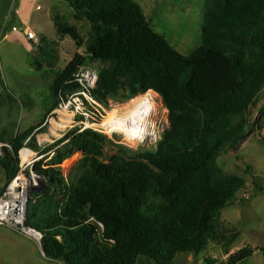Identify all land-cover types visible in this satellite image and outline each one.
Here are the masks:
<instances>
[{"label":"trees","instance_id":"16d2710c","mask_svg":"<svg viewBox=\"0 0 264 264\" xmlns=\"http://www.w3.org/2000/svg\"><path fill=\"white\" fill-rule=\"evenodd\" d=\"M65 1L77 20L91 24L92 36L86 52L56 76L55 105L61 93L79 90V68L99 63L92 92L98 102L108 107L110 100L123 103L152 90L169 111L170 127L148 150L78 127L49 148L56 149L50 167H35L46 185L31 194L25 221L41 233L45 258L136 264L143 256L173 264L180 253L199 254L211 241L225 242L219 214L245 182L217 173L214 163L247 136V115L264 87V0H205L202 44L187 56L154 30L133 0ZM26 139H15L14 159L5 156L1 163L8 181L19 171ZM107 146L115 152L109 162L103 160ZM77 150L84 155L81 174L69 181L58 165ZM256 250L242 248L224 264H239Z\"/></svg>","mask_w":264,"mask_h":264},{"label":"rangeland","instance_id":"374dc122","mask_svg":"<svg viewBox=\"0 0 264 264\" xmlns=\"http://www.w3.org/2000/svg\"><path fill=\"white\" fill-rule=\"evenodd\" d=\"M133 1L143 9L154 30L165 36L182 55L187 56L201 46L205 0ZM91 36V24L85 19L77 20L74 8L65 0H0V194L11 181H8V173L1 164L7 156L1 147L6 146L14 159L13 141L22 138H27L22 150L29 149L33 153V171L40 179H37V189L29 192V199L33 192L44 191L46 181L36 173L35 167L49 168L56 151L49 148L64 138L53 124L59 105H55L57 99L51 86L76 55L86 52ZM89 67L98 72L102 66L94 63ZM154 96L159 107L152 118L154 137L135 147L129 143L131 149L155 147L163 132L170 127L169 111L156 92ZM132 100L123 103L110 100L109 104L117 106L118 110ZM193 116L197 121L203 119L200 113ZM247 118V136L234 148L221 152L214 163L217 173L235 175L245 182L235 200L219 214V232L226 236L225 242L211 241L207 250L199 254L180 253L173 264H206L207 259L224 264L227 253L233 254L245 247L258 250L239 264H264L261 253L264 248V87ZM105 135L117 143L125 139L123 134ZM31 144H37L38 151H34ZM22 150L18 154L19 170ZM114 154L107 146L103 160L109 162ZM83 158V152L77 150L58 165L66 180L73 181L80 176ZM0 264L65 263L46 259L41 245L33 238L20 230L0 225ZM136 264L156 263L142 256Z\"/></svg>","mask_w":264,"mask_h":264},{"label":"built area","instance_id":"2783aa9c","mask_svg":"<svg viewBox=\"0 0 264 264\" xmlns=\"http://www.w3.org/2000/svg\"><path fill=\"white\" fill-rule=\"evenodd\" d=\"M74 81L79 86L77 92L68 94L65 97H62V93L60 94L61 99L58 104L59 108L61 107L62 109L68 110L72 116L70 119L71 124L65 123L66 121L62 119L63 116L59 113L55 116V120L61 122L64 127L62 132H60L62 133L61 137L66 135L68 132L67 130H71L75 127L80 128V131L92 128L101 133L109 134L106 129H101L100 123L104 120L105 113H107V110H110V105L112 106V103L106 107L92 96V92L98 87V72L91 68L81 67L74 74ZM146 92L140 96L145 95ZM154 100L156 102V99ZM113 107L115 106L113 105L112 108ZM148 110L150 113L149 116L145 115L146 109H143L141 114L137 117L141 118L144 116L148 120H152L156 113L151 105ZM57 131H59V129ZM113 134L119 133H112L111 135ZM119 144L129 147V143L125 141V139ZM33 163V161L26 164L22 163L20 170L0 194V225L20 230L22 233L41 244V233L27 227L25 224L29 203V192L37 189L36 187L39 185L38 181H40L39 176L34 174ZM29 167L30 169L27 171Z\"/></svg>","mask_w":264,"mask_h":264},{"label":"bare ground","instance_id":"6f19581e","mask_svg":"<svg viewBox=\"0 0 264 264\" xmlns=\"http://www.w3.org/2000/svg\"><path fill=\"white\" fill-rule=\"evenodd\" d=\"M153 93L155 94V92L149 90L145 95L135 98L124 106L122 105L118 110L116 107L107 110L104 120L100 123L101 129H106L109 134H124L125 141L134 147L137 144H144L149 138H153L154 136L151 129L152 120H148L144 116L141 118L137 117L141 114L143 109H146L145 115L149 116L150 113L148 109H150V105L154 109L155 113L158 111L159 107L154 100L155 96ZM58 113L65 118H62L66 121L65 123L71 124L70 119L72 116L68 110L60 107ZM54 122L53 124H55V130L57 131L59 129V132H62L64 128L62 123L56 121ZM32 154L33 153H31V150L29 149L22 150V163L26 164L32 162Z\"/></svg>","mask_w":264,"mask_h":264},{"label":"water","instance_id":"95a60500","mask_svg":"<svg viewBox=\"0 0 264 264\" xmlns=\"http://www.w3.org/2000/svg\"><path fill=\"white\" fill-rule=\"evenodd\" d=\"M2 150H3V152L7 155V156H11L10 155V153H9V151H8V149L6 148V146H3L2 147ZM41 250H42V248H41ZM42 254H43V256H45V253H44V251L42 250Z\"/></svg>","mask_w":264,"mask_h":264},{"label":"crops","instance_id":"0c3cea01","mask_svg":"<svg viewBox=\"0 0 264 264\" xmlns=\"http://www.w3.org/2000/svg\"><path fill=\"white\" fill-rule=\"evenodd\" d=\"M233 254H234V253H233ZM230 255H232V254H231V253H229V254H228V257H229ZM227 259H228V258H227ZM249 259H250V258H249ZM244 261H246V260H244ZM244 261H243V262H244Z\"/></svg>","mask_w":264,"mask_h":264},{"label":"clouds","instance_id":"9594fccd","mask_svg":"<svg viewBox=\"0 0 264 264\" xmlns=\"http://www.w3.org/2000/svg\"><path fill=\"white\" fill-rule=\"evenodd\" d=\"M41 245V244H40Z\"/></svg>","mask_w":264,"mask_h":264}]
</instances>
